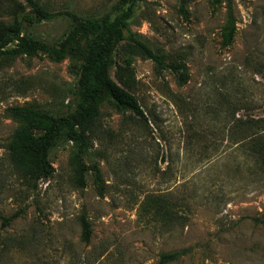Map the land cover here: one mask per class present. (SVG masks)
<instances>
[{
	"label": "rangeland",
	"instance_id": "rangeland-1",
	"mask_svg": "<svg viewBox=\"0 0 264 264\" xmlns=\"http://www.w3.org/2000/svg\"><path fill=\"white\" fill-rule=\"evenodd\" d=\"M38 2L81 16L117 9V0ZM27 14L23 0H0V21L16 17L43 43L57 46L68 33L63 14L39 22ZM129 30L182 63L184 77L130 57V90L147 123L102 99L81 156L83 184L71 142L50 148L54 170L34 184L6 148L19 127L39 132L15 122L7 107L73 109L83 40L59 61L41 51L1 59L0 264H155L160 253L181 248L188 252L168 264H264V174L251 146L264 128V0H141Z\"/></svg>",
	"mask_w": 264,
	"mask_h": 264
},
{
	"label": "trees",
	"instance_id": "trees-1",
	"mask_svg": "<svg viewBox=\"0 0 264 264\" xmlns=\"http://www.w3.org/2000/svg\"><path fill=\"white\" fill-rule=\"evenodd\" d=\"M140 1L117 0V9L112 15L81 16L68 10L49 11L38 0H23L30 10V14L25 15L29 22L49 20L60 14L70 20L68 33L57 46L43 43L25 33L16 17L8 22L0 21V61L4 57L32 55L38 51L59 61L75 49L79 40H83L79 63L74 69V107L71 111L52 115L30 105H12L6 108L15 122L34 123L39 129V132L31 133L19 127L12 133L6 145L8 153L20 161L28 181L34 184L37 179L47 178L52 174L54 168L48 158L49 150L57 142L66 141L72 143L70 160L76 166L79 182L83 184V173L87 166L82 162L81 156L89 147L91 124L99 114L100 101L106 97L116 110L129 111L147 123L145 112L130 90L133 82L131 56L151 59L156 68H169L180 74V80L184 77L182 63L167 61L165 53L153 50L137 33L129 30V22ZM2 8L9 12L13 7ZM11 43L13 45L8 47ZM121 55L123 58L120 63L118 58ZM262 120L264 118L260 121ZM238 127L241 128V136H246L251 125L246 121L240 122ZM260 127L257 140L251 143L253 148H257H251L260 172L264 174V128L262 124ZM93 169L96 180H99V169L96 166ZM9 218L6 217L5 220ZM260 220L264 223V219ZM80 226L81 239L88 242L91 228L83 214L80 216ZM187 252L188 248L162 252L155 264H168Z\"/></svg>",
	"mask_w": 264,
	"mask_h": 264
}]
</instances>
